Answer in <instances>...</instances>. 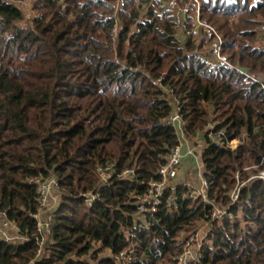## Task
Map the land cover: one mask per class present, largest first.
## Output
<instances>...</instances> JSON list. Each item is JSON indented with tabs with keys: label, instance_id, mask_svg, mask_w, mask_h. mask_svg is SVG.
<instances>
[{
	"label": "trees",
	"instance_id": "16d2710c",
	"mask_svg": "<svg viewBox=\"0 0 264 264\" xmlns=\"http://www.w3.org/2000/svg\"><path fill=\"white\" fill-rule=\"evenodd\" d=\"M12 1L24 0H0V212L26 240L0 241V264H174L207 222L192 264H264L260 87L192 54L175 12L164 9L170 0H34L36 16L27 23ZM202 12L223 36L229 59L264 75V0L207 2ZM174 105L190 142L210 113L229 140L239 139L235 149L206 141L200 153L208 198L229 207L233 219L211 222L212 205L180 184L176 202L169 204L167 189L151 228L131 239L138 197L160 180L178 145L165 122ZM236 175L246 184L232 204ZM50 177L58 203L43 235L34 219L35 181ZM90 193L96 200L89 207ZM123 252L127 260H118Z\"/></svg>",
	"mask_w": 264,
	"mask_h": 264
},
{
	"label": "built area",
	"instance_id": "2783aa9c",
	"mask_svg": "<svg viewBox=\"0 0 264 264\" xmlns=\"http://www.w3.org/2000/svg\"><path fill=\"white\" fill-rule=\"evenodd\" d=\"M25 1L26 0L12 2L18 6V4H24ZM239 1L243 2L247 0H170L169 2L163 1V4L165 11L175 12L176 28L179 38L183 43H192V54L198 55L208 68L212 70H227L234 72L249 82L257 84L264 92V75L253 74L248 69L232 62L224 52L225 41L223 36L215 26L203 17V3L219 2L233 5ZM250 1H252L253 4H257L262 0ZM190 8H192L191 12ZM210 114L211 116L205 130L199 135V138L195 140L197 147L202 149L206 145V141H209L221 147L235 149L237 145H239V139L229 140L226 128L221 126V122L215 119L212 113ZM165 122L174 129L178 138V145L170 151L166 157L165 164L161 166L159 170L160 180L151 182L146 195L138 197V213L135 216L134 230L130 232L132 234L129 235L131 239H135L136 233L139 231H147L151 228L152 222L150 221V216L156 212L161 202V197L167 189H170L172 192L169 204L172 205L176 202L174 196L177 186L180 184L188 188L187 195L190 198L195 200L201 197L204 203L212 205L210 212L211 216L209 217L211 222L221 221L227 217L233 219L232 214L229 212V207L217 205L214 201L209 200V184L203 177L202 164L199 167L200 176H198L196 185L178 181L180 167L182 166L185 156L189 155L197 159L195 156V148H193V142H190L186 138V122L177 105H174L173 112L166 118ZM110 171L111 167H108L106 173H102V185L107 181L106 178L110 177ZM254 178L256 177L251 176L248 181ZM258 178L264 180V172H261ZM235 179L237 182L234 190L230 194L232 204H235L239 200L240 190L246 184V182L240 180L239 175H236ZM35 183L38 187L37 200L39 210L38 213L34 215V219L38 223L39 233L45 235L50 231L54 209L58 203V184L53 177L46 180L38 179ZM95 200L96 195L94 193L86 195L87 206H92ZM208 224L207 222L205 225ZM205 225L200 227V229L192 233L189 238L185 240L184 250L177 256L174 264H192L199 261L202 244L206 238ZM202 228H204V231ZM45 239V236H43L39 243L40 247L43 246ZM23 240H26V238L21 235L20 229L7 219L5 213L0 212V241L6 243H21ZM41 256L42 250L38 252L37 257L40 258ZM117 259L127 260L125 252L121 253Z\"/></svg>",
	"mask_w": 264,
	"mask_h": 264
},
{
	"label": "rangeland",
	"instance_id": "374dc122",
	"mask_svg": "<svg viewBox=\"0 0 264 264\" xmlns=\"http://www.w3.org/2000/svg\"><path fill=\"white\" fill-rule=\"evenodd\" d=\"M33 3H34V0H26L24 4H18V6L22 9L25 15V20H26L25 23L32 20L34 16L36 15L35 11L33 10ZM193 145H194L193 148H195V156L197 158V159L194 158V164H193V167L196 170L194 172H196V174H194L195 177L192 180L190 178L189 180H187V182L191 185H196L198 181L197 176H200L199 167L202 164V161L200 158L201 148L197 147L195 142L193 143ZM182 168L183 167L181 166L180 170ZM180 172H182V170ZM202 230L204 231V228H202Z\"/></svg>",
	"mask_w": 264,
	"mask_h": 264
},
{
	"label": "crops",
	"instance_id": "0c3cea01",
	"mask_svg": "<svg viewBox=\"0 0 264 264\" xmlns=\"http://www.w3.org/2000/svg\"><path fill=\"white\" fill-rule=\"evenodd\" d=\"M194 164V158L192 156H185L183 163H182V172H180L178 181L181 183H188L187 180L191 178V180L195 177L194 174H196V171L193 167ZM180 170V171H181ZM198 178V176H197Z\"/></svg>",
	"mask_w": 264,
	"mask_h": 264
}]
</instances>
